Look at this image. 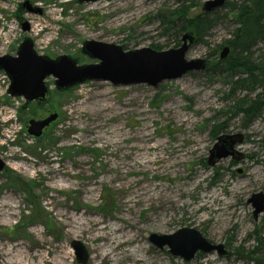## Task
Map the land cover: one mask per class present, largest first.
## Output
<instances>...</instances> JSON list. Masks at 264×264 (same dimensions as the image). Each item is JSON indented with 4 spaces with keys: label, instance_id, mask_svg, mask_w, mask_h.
Listing matches in <instances>:
<instances>
[{
    "label": "rangeland",
    "instance_id": "1",
    "mask_svg": "<svg viewBox=\"0 0 264 264\" xmlns=\"http://www.w3.org/2000/svg\"><path fill=\"white\" fill-rule=\"evenodd\" d=\"M204 1L193 0L191 11L201 13ZM180 4L0 0V56H16L25 39L37 54L68 55L78 65L99 62L82 52L85 40L123 45L127 50L122 51L177 48L181 40L174 29L163 31L158 14ZM217 12V17L210 15L216 20L206 44L192 43L186 59L205 60L211 48L230 37L234 23L223 16L226 9ZM254 50L256 60L262 57L264 40ZM237 77L244 75L204 69L156 87L87 80L56 91L49 76L48 110L29 113L28 108L18 112L24 101L8 94L9 79L0 71V158L5 163L0 171V264H25L17 260L20 253L36 264L50 245L56 254L67 253L66 264H79L73 240L86 249L85 264H256V254L264 261V211L254 220L247 203L253 193H264V111L246 129L239 115L229 113L235 99L248 93L233 84ZM90 93L102 95L99 106L108 108L97 112ZM51 113L57 117L41 136L27 133L29 117ZM219 122L225 123L223 133H243L236 146L243 158L228 157L210 167L206 160ZM65 214L81 215L85 229L90 220L104 227L98 232L104 237L94 244L113 252L111 262L91 259V238L79 228L67 233ZM182 227L198 229L227 253L197 252L185 261L148 241L151 233L170 234Z\"/></svg>",
    "mask_w": 264,
    "mask_h": 264
},
{
    "label": "water",
    "instance_id": "2",
    "mask_svg": "<svg viewBox=\"0 0 264 264\" xmlns=\"http://www.w3.org/2000/svg\"><path fill=\"white\" fill-rule=\"evenodd\" d=\"M99 0H78L82 2H96ZM226 0H205L202 4L203 12H211L221 8ZM193 43V37L185 33L181 44L177 48L168 50H154L143 47L133 51H122L119 45L102 43L94 40H85L82 43V52L92 59L99 60L96 64L78 65L68 55H59L49 58L37 54L30 39L21 42L16 56H0V71L9 79L8 94L11 97H20L25 101L42 99L48 87L47 77L54 78V85L58 90H65L77 83L87 80L109 81L115 86L132 84H147L156 87L158 83L181 77L188 71L203 70L204 59H186L185 54ZM229 47L224 45L219 54L225 58ZM57 117L51 113L40 119H30L27 123V133L39 137L42 131ZM243 133L219 134L208 151L207 164L212 167L221 159L231 158L239 161L243 154L236 146L243 142ZM5 163L0 158V171ZM240 171V170H239ZM247 203L253 207L254 220L264 211V193H253ZM148 241L158 249L167 247L171 255L178 256L185 261L192 259L197 252H216L218 255L227 253L223 244L210 242L198 229L182 227L170 234L151 233ZM76 262L85 264L88 253L83 244L77 240L71 241Z\"/></svg>",
    "mask_w": 264,
    "mask_h": 264
},
{
    "label": "trees",
    "instance_id": "3",
    "mask_svg": "<svg viewBox=\"0 0 264 264\" xmlns=\"http://www.w3.org/2000/svg\"><path fill=\"white\" fill-rule=\"evenodd\" d=\"M180 1L181 4L178 7L158 14L163 31L167 33L174 29V34L178 40H181L182 36L188 33L193 37V43L206 44L204 39L213 28L215 17L219 15L217 11L220 9H226L223 16L234 23L230 37L211 48L207 53L204 69L211 73H223L230 77L244 75L243 78L237 77L233 84L238 87L244 86L248 93L235 99L229 113L233 116L239 115L241 126L246 129L264 111V52L262 57L259 55V59L254 58L255 47L264 40V0L226 1L219 9L211 12L202 11L201 13L191 11V5L194 4L193 0ZM187 2L189 4H186ZM213 13L217 14L211 18L210 15ZM224 45L229 47V53L221 59L219 54ZM119 46L123 50H127L123 45ZM152 49L160 51L163 50V47L152 46ZM253 92L256 93L253 94ZM49 106L45 108L48 110ZM27 108L30 110L29 113H36L38 109L37 106H26L23 103L18 112ZM224 125V122L214 125L213 136L215 138L224 132ZM231 163L233 164L232 161ZM213 171L217 174L218 168H213ZM254 254H256V250L251 255ZM253 259L256 264H264V261L258 258L257 254L254 255Z\"/></svg>",
    "mask_w": 264,
    "mask_h": 264
},
{
    "label": "bare ground",
    "instance_id": "4",
    "mask_svg": "<svg viewBox=\"0 0 264 264\" xmlns=\"http://www.w3.org/2000/svg\"><path fill=\"white\" fill-rule=\"evenodd\" d=\"M90 98V100L93 101L92 105L94 106V109L98 111H101L102 109L108 108L109 104H102L100 105V102H104L102 99V95L100 94H89L88 96ZM87 187L83 186L82 192H86L84 191ZM4 203V202H3ZM3 204H0V207ZM12 206V205H10ZM9 206V207H10ZM66 218L68 219L67 222V233L69 234H73L75 233V228H79L80 231H85L83 233H85L83 236L86 238H91V242L93 243V245L91 246V251H92V255L90 256L92 260L94 261H103V262H111L112 261V251H108L107 249H104V246H98L96 244H94L97 239L99 237H104L103 235H99L98 232L101 229H104V227L100 228L99 226V222L97 220H90V226L85 229L84 228V222L81 221V215L79 214H75V215H69V214H65ZM134 229V228H133ZM118 230L115 229L114 232ZM123 237H126L123 235ZM32 252V250H31ZM50 253L52 255H50ZM20 257L21 258H17V260L19 261H23L25 264H31L29 262H26L25 260V256L20 253ZM68 259L67 253L64 252H59V254H56L54 251V245H50L48 247V251L44 256H39V262L36 264H66V261Z\"/></svg>",
    "mask_w": 264,
    "mask_h": 264
},
{
    "label": "flooded vegetation",
    "instance_id": "5",
    "mask_svg": "<svg viewBox=\"0 0 264 264\" xmlns=\"http://www.w3.org/2000/svg\"><path fill=\"white\" fill-rule=\"evenodd\" d=\"M45 82H46V80H45ZM55 89H56V87H55ZM58 89H56V91H57ZM59 91V90H58ZM48 91H47V93H46V95H45V97L44 98H42V99H35V100H31V101H25V100H23L24 102V104L27 106V105H34V106H37L38 108L40 107V109L42 108V109H45V107L46 106H48V102H46V98H47V95H48ZM22 99V98H21ZM43 117H45V116H43ZM42 117V118H43ZM41 118V117H40ZM40 118H36V117H29L28 118V120H27V122H26V126H27V123H28V121L30 120V119H40ZM46 128V127H45ZM44 130V129H43ZM43 132V131H42Z\"/></svg>",
    "mask_w": 264,
    "mask_h": 264
}]
</instances>
